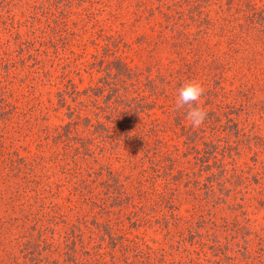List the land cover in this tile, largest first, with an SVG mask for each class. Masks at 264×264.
I'll return each instance as SVG.
<instances>
[{
    "label": "rangeland",
    "instance_id": "rangeland-1",
    "mask_svg": "<svg viewBox=\"0 0 264 264\" xmlns=\"http://www.w3.org/2000/svg\"><path fill=\"white\" fill-rule=\"evenodd\" d=\"M252 13L264 0H0V264H264ZM190 80L198 128L175 109Z\"/></svg>",
    "mask_w": 264,
    "mask_h": 264
},
{
    "label": "clouds",
    "instance_id": "clouds-1",
    "mask_svg": "<svg viewBox=\"0 0 264 264\" xmlns=\"http://www.w3.org/2000/svg\"><path fill=\"white\" fill-rule=\"evenodd\" d=\"M204 92L203 85L195 80L187 81L178 90L175 109L185 110V115L193 128L200 127L207 117V112L198 103Z\"/></svg>",
    "mask_w": 264,
    "mask_h": 264
},
{
    "label": "trees",
    "instance_id": "trees-1",
    "mask_svg": "<svg viewBox=\"0 0 264 264\" xmlns=\"http://www.w3.org/2000/svg\"><path fill=\"white\" fill-rule=\"evenodd\" d=\"M256 14L257 13H255L254 15H253V13L252 14H250L251 16H253L252 18H251V23H252V25H253V27H255V28H257L258 30H262V32H264V21H262V20H260L257 16H256ZM99 124H104V123H100V122H98ZM105 125V124H104ZM107 127V126H106ZM57 135H62V133H60V132H58L57 133ZM63 135L65 136V137H68L67 136V131H65V133H63ZM194 149H195V151H196V155H202V154H200V153H198V150H196L197 148L196 147H193ZM216 149H211V150H209L208 151V153H209V155H216V151H215ZM89 151V148H86L85 149V152H84V154H89L90 152H88ZM220 155H223L224 154V152L223 151H217ZM76 153H79V151H76ZM73 236L75 237L76 236V233H74L73 234ZM72 246V245H71ZM72 249V251L74 250V247H72L71 248Z\"/></svg>",
    "mask_w": 264,
    "mask_h": 264
}]
</instances>
